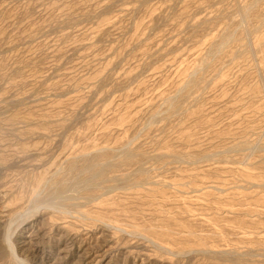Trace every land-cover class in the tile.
I'll use <instances>...</instances> for the list:
<instances>
[{
  "label": "rangeland",
  "instance_id": "1",
  "mask_svg": "<svg viewBox=\"0 0 264 264\" xmlns=\"http://www.w3.org/2000/svg\"><path fill=\"white\" fill-rule=\"evenodd\" d=\"M87 253L264 264V0H0V264Z\"/></svg>",
  "mask_w": 264,
  "mask_h": 264
},
{
  "label": "bare ground",
  "instance_id": "2",
  "mask_svg": "<svg viewBox=\"0 0 264 264\" xmlns=\"http://www.w3.org/2000/svg\"><path fill=\"white\" fill-rule=\"evenodd\" d=\"M65 235H67V234H65ZM70 235H71V234H70ZM91 237H92V236H91ZM61 238H62V237H61ZM102 240H103V239H102ZM73 242H74V241H73ZM76 243H77V242H76ZM86 243H87V242H86ZM83 246H84V245H83ZM66 247H67V246H66ZM88 247H89V249L91 248L90 245H89ZM86 248H87V247H86ZM87 249H88V248H87ZM92 249H93V248H92ZM92 249H91V250H92ZM78 250H79V249H78ZM85 250H86V249H85ZM84 252H85V251H84ZM84 252H83V253H84ZM87 252H88V251H87ZM91 252H92V251H91ZM83 253H81V254H83ZM85 254H86V253H85ZM87 254H88V253H87ZM89 254H90V253H89ZM89 254H88L87 256H85V258L82 257L83 259H79V258H78L79 261H78V262L76 261V262H77L78 264H82V263L84 264L85 259H86V261H87V259H88V261H87V263H86V264H88L90 261H92V260H89V257H88ZM79 257H80V255H79ZM95 257H96V256H95ZM98 257H99V256H98ZM100 257H101V256H100ZM120 259H121V258H120ZM92 262H93V261H92ZM117 263H118V262H117Z\"/></svg>",
  "mask_w": 264,
  "mask_h": 264
}]
</instances>
